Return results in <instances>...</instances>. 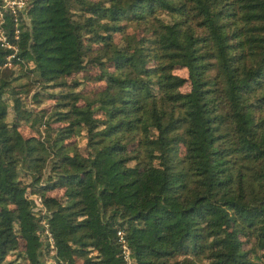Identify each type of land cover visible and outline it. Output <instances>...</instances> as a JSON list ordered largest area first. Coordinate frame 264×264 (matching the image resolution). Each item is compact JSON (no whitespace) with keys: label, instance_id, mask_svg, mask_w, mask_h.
Returning a JSON list of instances; mask_svg holds the SVG:
<instances>
[{"label":"trees","instance_id":"obj_1","mask_svg":"<svg viewBox=\"0 0 264 264\" xmlns=\"http://www.w3.org/2000/svg\"><path fill=\"white\" fill-rule=\"evenodd\" d=\"M3 9L0 264H264V0Z\"/></svg>","mask_w":264,"mask_h":264},{"label":"rangeland","instance_id":"obj_2","mask_svg":"<svg viewBox=\"0 0 264 264\" xmlns=\"http://www.w3.org/2000/svg\"><path fill=\"white\" fill-rule=\"evenodd\" d=\"M23 0H8V3H9V5L11 6V5H15V3H17V2H22ZM25 1V0H24ZM144 33V30H142V29H140V28H136V27H134V24H127V26L124 28V34H116L115 35V39H117V40H119L120 38H121V36H123L122 38H126V39H129V38H131V36H135L136 38L137 37H139L140 35H142ZM10 63V59H8V61H7V63H5V64H9ZM17 65H14V67H16ZM95 73V68L94 69H90V73ZM174 72H176V73H178V74H180V75H182V76H187L188 75V73H187V70H186V68L185 67H176L175 69H174ZM26 79V78H25ZM25 79H23L24 80V82L26 81ZM72 79V77L71 78H67V80H69V82L70 81H72L71 80ZM22 80V81H23ZM103 85V81H99V80H93V79H86V78H84L83 80H82V82H81V84L79 85V86H77V89H81V90H83V91H85L87 94H92L93 95V93L99 88L100 89V87ZM64 87H60L59 89H63ZM65 88H66V86H65ZM182 90H188L189 89V85L187 84V82L185 83V84H183L181 87H180ZM32 89H34V86H32L31 88H30V91L29 92H31L32 91ZM50 90V89H49ZM30 94H28V96H29ZM45 97V96H44ZM52 101L53 100H50V99H47V98H44L43 100H42V102L39 104V105H35L36 107L38 106V108L39 107H41V106H48L49 104H51L52 103ZM263 113H264V111H263ZM262 113V114H263ZM11 117H12V115L10 114L9 116H8V119H11ZM20 131L22 132V134L23 135H25V136H28V135H31V134H36L37 132L34 130V128H32L29 124H20ZM80 142H83V139L80 141ZM80 149L82 150V151H84V145L83 144H81L80 145ZM63 191V188H60V187H56V188H54V189H51V190H49L47 193H49V194H52V195H56V196H61L62 195V192ZM33 196H35V195H33ZM249 242H246L245 244H244V246L245 247H249ZM24 247V240L20 237V241H19V246H18V249L16 250V251H19L21 248H23ZM11 252V253H9L8 254V257L9 258H12V259H15L16 261H17V264H23V263H19V260H20V258L18 257V255H17V252ZM50 252H52V251H50Z\"/></svg>","mask_w":264,"mask_h":264},{"label":"built area","instance_id":"obj_3","mask_svg":"<svg viewBox=\"0 0 264 264\" xmlns=\"http://www.w3.org/2000/svg\"><path fill=\"white\" fill-rule=\"evenodd\" d=\"M26 0L22 1V2H17L15 3V5H9L8 0H3L0 1V40H1V44L7 47H11L13 48V53L8 55L7 58L10 59L11 56H13V54L16 52L17 47L15 44H12L11 42H9L4 34L3 28L1 26V24L4 22V7H9L13 13L16 12V9L19 7H22L23 5H25ZM18 32V30L16 29V33ZM17 36V35H16ZM46 233L48 234V239L50 242H52V237L50 235V232L48 231V229L46 228ZM117 234V239L119 242V246H120V254H121V258H122V263L123 264H134L133 260H132V256H131V250L130 247L128 245L125 233L123 231L122 228H118L116 231Z\"/></svg>","mask_w":264,"mask_h":264}]
</instances>
